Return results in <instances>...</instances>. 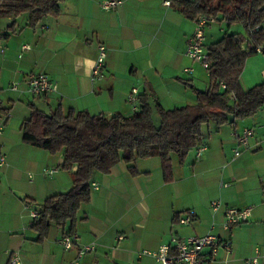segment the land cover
I'll list each match as a JSON object with an SVG mask.
<instances>
[{
    "label": "crops",
    "instance_id": "crops-1",
    "mask_svg": "<svg viewBox=\"0 0 264 264\" xmlns=\"http://www.w3.org/2000/svg\"><path fill=\"white\" fill-rule=\"evenodd\" d=\"M103 1L63 0L58 16L33 27L25 13L0 18V143L6 156L0 167V264H7L13 252L23 264H160L139 252L156 250L172 235L207 233L232 243L226 260L220 251L208 264H242L255 253L264 261V107L232 124H205L201 144L206 149L198 158L193 149L182 164L172 156L169 181L157 156L137 159V174L123 160L107 173L95 172L90 201L77 211L74 232L79 242L72 248L57 243L69 223L61 227L52 222L42 238L32 228L30 210L67 191L72 170L62 168V152L50 153L22 140L21 124L31 104L46 112L61 106L63 112L131 117L127 96L133 87L138 95H147L154 114L156 103L166 110L195 104V89L208 86L196 87L201 65L186 55L192 19L164 0H121L108 10L101 7ZM99 45L106 47V56L94 73ZM39 72L57 83L56 92L29 93L27 78ZM240 81L249 89L241 75ZM244 127L255 130L248 148L237 142ZM45 167L58 170L47 175ZM215 200L221 206L213 211ZM227 207H249L250 215L225 229ZM189 209L194 219L179 223ZM86 245L93 250L78 256Z\"/></svg>",
    "mask_w": 264,
    "mask_h": 264
},
{
    "label": "trees",
    "instance_id": "trees-1",
    "mask_svg": "<svg viewBox=\"0 0 264 264\" xmlns=\"http://www.w3.org/2000/svg\"><path fill=\"white\" fill-rule=\"evenodd\" d=\"M63 0H0V18L28 14L29 25L36 26L48 16H58ZM184 16L197 15L224 21L227 26L241 23L248 34L245 41L238 33L224 32L206 43L209 67L208 86L196 91V103L172 109L155 104L145 94L138 95V109L131 117L90 115L61 106L46 112L30 105V114L21 124L22 140L50 153L62 152V168L72 170L71 187L45 198L36 210L32 228L42 238L52 222L75 231L77 211L90 201L93 175L107 173L119 161L129 164L132 174L139 158L157 156L163 178L172 177V156L182 164L190 151L202 143V128L209 122L217 126L254 115L264 107V82L244 89L240 75L247 56L264 44V0H170ZM260 28L251 32L256 26ZM12 27V26H10ZM245 44L246 49H242ZM221 83L226 85L221 88Z\"/></svg>",
    "mask_w": 264,
    "mask_h": 264
},
{
    "label": "built area",
    "instance_id": "built-area-1",
    "mask_svg": "<svg viewBox=\"0 0 264 264\" xmlns=\"http://www.w3.org/2000/svg\"><path fill=\"white\" fill-rule=\"evenodd\" d=\"M121 3V0H105L101 3L103 9H114ZM164 4L170 5V0H164ZM193 20V31L187 39L186 55L193 61L199 63L206 71L209 67L208 53L206 50V38L205 28L214 19L205 15H197ZM260 28L256 26L251 29V32H255ZM28 48L27 45H23L22 49ZM242 49H246L245 44H242ZM255 51H264V45H258ZM106 47L104 45L98 46V56L93 68L94 73H97L104 62ZM185 72L192 73L191 67L184 68ZM27 89L33 96L47 95L57 90V83L49 77L46 73H32L27 78ZM226 85L221 83V88H225ZM11 89L16 90L17 84L12 83ZM127 101L132 105V109L136 111L138 104L137 88L133 87L132 91L127 96ZM8 117L6 113L5 118ZM4 118V120H5ZM4 122L0 123V132L3 128ZM255 130L253 127H244L237 135V142L241 147L248 148L250 139L254 136ZM206 149V146L201 144L195 150V156L198 158ZM235 155L240 154V150L234 151ZM6 156L2 150L0 143V167L5 165ZM58 167H45L43 173L52 175L57 172ZM91 186L96 187L92 182ZM221 206V202L218 200L211 202V208L216 211ZM31 217L35 218L39 215L36 209L30 210ZM250 215V208H236L227 207L224 211L223 227L228 229L232 225L239 224L245 221ZM194 219V211L189 209L182 213L178 217V222L181 224H189ZM119 239L123 238L122 235L118 236ZM79 236L73 232L62 233L57 239V243L64 249L72 248L78 244ZM92 245H86L78 252V256H81L87 251L93 250ZM206 250V251H205ZM224 254V260L232 254V243L228 238H221L213 233H207L201 236L191 235L187 237H180L172 235L168 242L162 243L156 250H142L139 252L141 255H149L155 258L160 264H208L211 260L216 259L219 256V252ZM208 255V257L206 256ZM261 255L255 253L243 259L242 264H264V261L259 259ZM264 256V255H262ZM7 264H23L21 256L17 252L11 253ZM70 264H76V261Z\"/></svg>",
    "mask_w": 264,
    "mask_h": 264
},
{
    "label": "rangeland",
    "instance_id": "rangeland-1",
    "mask_svg": "<svg viewBox=\"0 0 264 264\" xmlns=\"http://www.w3.org/2000/svg\"><path fill=\"white\" fill-rule=\"evenodd\" d=\"M224 32L238 33L245 41L248 38L247 31L241 23H233L230 26H227L224 21L213 20L205 28V38H207V43L217 40L223 35ZM241 79L243 81V85L249 84L248 88H251L260 82H264V51H255L247 56L241 71ZM207 83H209L208 73L201 66V73L198 76L196 87L205 88ZM153 118L155 123L158 124L159 116L157 112H154Z\"/></svg>",
    "mask_w": 264,
    "mask_h": 264
}]
</instances>
